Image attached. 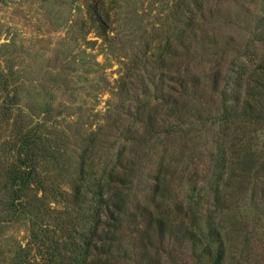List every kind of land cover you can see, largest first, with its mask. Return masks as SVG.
<instances>
[{"label": "rangeland", "instance_id": "374dc122", "mask_svg": "<svg viewBox=\"0 0 264 264\" xmlns=\"http://www.w3.org/2000/svg\"><path fill=\"white\" fill-rule=\"evenodd\" d=\"M259 63L264 0H0V264H72L91 221L89 180L81 206L34 184L24 210L8 204L21 135L57 192H71L83 159L95 182L127 167L113 264H213L209 232L228 247L221 264H264V121L223 119ZM233 133L256 166L222 207ZM159 213L164 234L150 225Z\"/></svg>", "mask_w": 264, "mask_h": 264}, {"label": "trees", "instance_id": "16d2710c", "mask_svg": "<svg viewBox=\"0 0 264 264\" xmlns=\"http://www.w3.org/2000/svg\"><path fill=\"white\" fill-rule=\"evenodd\" d=\"M92 17V22L96 23V27L100 32L99 34L105 35L106 18L98 12H93ZM248 76L249 79L242 98L237 93L227 95L224 98L223 119L225 121L234 119H241L247 123L264 121V63H259L257 68H254ZM147 114L145 111L144 115ZM231 136L232 144L228 146L231 153L227 159L228 165H226L227 176L221 182L222 189H216L214 195L215 203L221 204L222 207L230 201L231 196L237 191V178H246L256 166L254 164L256 159L254 158V152L251 151V147L242 143L234 133ZM33 143V136L21 135L17 150V154L19 155L17 157L18 160L8 167L5 174L6 181L11 190L8 204L16 210H24L29 203L21 199L24 198L27 189L34 184L36 190H41L44 196H50L49 194H51L53 198L57 196L56 198H64V200L73 202L75 206H81L87 198L84 183L89 180V184L92 186L88 190L91 193L89 199V207H91L89 219L91 221L84 241L81 243L82 245L73 244L72 252L80 255L73 259L72 264H113L114 247L119 238L121 218L127 205L125 187L131 183V173L127 167H124L120 171L116 167L117 165H115L111 169L104 171L100 179L95 182L94 179L90 178L91 173L88 172V166H86L83 159L79 164L71 192H57L50 185L51 182L48 183L46 178L42 177L37 171L36 161L33 159L34 155L30 152V147L32 148ZM41 151L45 153L44 149H41ZM223 160L221 163L225 165L224 157ZM170 185V180L166 179L164 175L157 176V180L153 186V200H160L162 203L170 191ZM147 215L149 216V211ZM150 223L151 226H156L162 234L172 228L167 214L163 215L159 213L153 215ZM148 230L149 222L147 226ZM187 234H191L189 230ZM208 235L212 237V241L207 243L205 254L212 258L213 264H221V261L226 256L228 247L219 238L218 232H209ZM212 242L217 244L214 251L211 245Z\"/></svg>", "mask_w": 264, "mask_h": 264}]
</instances>
